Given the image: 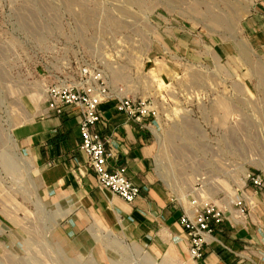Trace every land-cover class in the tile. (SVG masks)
<instances>
[{
  "label": "rangeland",
  "instance_id": "obj_1",
  "mask_svg": "<svg viewBox=\"0 0 264 264\" xmlns=\"http://www.w3.org/2000/svg\"><path fill=\"white\" fill-rule=\"evenodd\" d=\"M257 10L264 0H0V264H186L129 222L124 235L96 218L77 253L62 245L72 209L38 195L14 130L48 115L47 86L81 55L119 94L157 106L154 172L174 203L198 193L234 215L242 197L264 215V190L247 180L264 178V43L247 25Z\"/></svg>",
  "mask_w": 264,
  "mask_h": 264
},
{
  "label": "crops",
  "instance_id": "obj_2",
  "mask_svg": "<svg viewBox=\"0 0 264 264\" xmlns=\"http://www.w3.org/2000/svg\"><path fill=\"white\" fill-rule=\"evenodd\" d=\"M253 16L247 25L252 35L264 43V13L257 10ZM100 108L107 124L99 125L98 130L112 152L108 159L109 169L125 167L131 182L141 188L133 204L99 187L96 174L80 149L78 109L68 107L59 117L48 113L43 119L14 130V137L22 143V149L34 155L37 168L34 185L38 195L53 211L55 208L72 209L61 220L64 223L60 229L62 237L68 241L61 244L68 252L77 253L73 243L96 229L94 225L99 218L111 231L121 229L124 235L123 224H133L139 233L145 231L146 237L138 241L152 237L155 240L153 251L171 252L186 264H264V229L260 226L264 215H251L249 209L240 214L234 204L236 214L228 211L226 215L225 211V221L209 238L204 257L193 261L188 252L186 231L179 223L183 209L172 201L154 172L152 132L139 128L119 113L114 102ZM254 200L259 203L261 197ZM165 230L171 237L164 240Z\"/></svg>",
  "mask_w": 264,
  "mask_h": 264
},
{
  "label": "built area",
  "instance_id": "obj_3",
  "mask_svg": "<svg viewBox=\"0 0 264 264\" xmlns=\"http://www.w3.org/2000/svg\"><path fill=\"white\" fill-rule=\"evenodd\" d=\"M72 70V69H71ZM47 111L54 116H62L68 107L78 109L81 122L79 127L80 149L88 162L102 191L109 192L133 204L141 194V188L131 182L125 167L110 170L108 159L112 152L107 140L98 130L107 124L101 106L114 102L119 113L141 129L151 131L152 124L159 117L157 106L147 99L119 94L110 83V77L102 65L81 55L73 75L60 73L46 89ZM247 180L258 190H264V178L260 174H248ZM198 190V189H197ZM173 201V200H172ZM178 201V200H177ZM183 209L179 223L186 231L189 256L193 261L201 260L209 245V238L216 227L225 221V211L214 201L200 196L191 197ZM234 205L240 214L249 209V204L240 197ZM186 208V209H185Z\"/></svg>",
  "mask_w": 264,
  "mask_h": 264
},
{
  "label": "bare ground",
  "instance_id": "obj_4",
  "mask_svg": "<svg viewBox=\"0 0 264 264\" xmlns=\"http://www.w3.org/2000/svg\"><path fill=\"white\" fill-rule=\"evenodd\" d=\"M185 199V198H184ZM181 201H183V200H181ZM85 244H87V241H85Z\"/></svg>",
  "mask_w": 264,
  "mask_h": 264
}]
</instances>
